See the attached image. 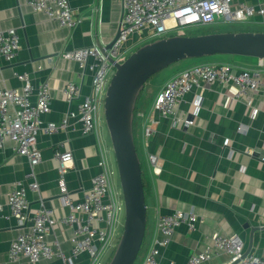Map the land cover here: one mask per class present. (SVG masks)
I'll return each instance as SVG.
<instances>
[{
	"label": "crops",
	"instance_id": "0c3cea01",
	"mask_svg": "<svg viewBox=\"0 0 264 264\" xmlns=\"http://www.w3.org/2000/svg\"><path fill=\"white\" fill-rule=\"evenodd\" d=\"M241 2L264 8V0H232L231 7ZM69 3L81 20L72 29L60 26L44 13L35 12L23 0H0V30L15 29L20 39V49L14 60L8 62L0 56V89H20L21 83L14 73L27 72L34 86L46 82L50 87V104L49 111L40 117L42 127L60 123L68 110H76L91 89L92 74L87 70L82 72L76 61L63 59L60 54L95 43L105 48L115 38L122 19V0H69ZM206 26H225L233 30L205 34L264 32V25L257 16L245 23ZM148 38L146 30L131 34L123 45L125 53L130 55L149 42ZM218 56L206 60L188 59L169 66L168 73L149 80L135 106L133 137L142 169L146 204L145 236L135 264H142L154 239L160 238L156 231L158 216L174 210L192 211L201 222L196 223L193 231L185 225L175 230L169 245L160 249V264H186L192 254L211 246L215 234H236L245 252L264 256V88L238 102L231 99L234 93L231 85L214 83L204 89H193L177 105L172 117L158 120L147 147L143 144L142 126L157 92L184 69L201 63L227 64L232 73L261 69L257 58ZM67 83L80 89L79 96L71 103L61 92ZM197 98L201 101L195 109L192 103ZM35 99L32 94L30 101L34 103ZM252 111H256L253 118ZM188 116H193L190 123H186ZM239 126H244L245 131L240 132ZM80 129L74 117L68 119L65 130L39 131L36 146L41 161L35 167L39 192L26 189L28 219L38 209L40 198L56 217L69 213L59 198L57 151H71L73 155L72 166L65 174L71 199L82 201L91 188V179L99 172V141L105 149L107 143L100 127L97 135H82ZM148 153L158 158L155 172L147 160ZM28 170L26 158L17 155L12 143L6 141L0 148V203L5 212L9 192L14 183L27 184ZM31 225L30 220L25 223L0 220V264H62L59 258L40 259L34 263L24 257L8 261L11 242L29 231ZM94 226L105 228L102 222ZM120 229L117 226L116 232ZM72 233L73 228L57 224L47 234L46 241L52 247L57 242L61 251L68 255ZM227 263V255L218 253L201 264ZM75 264H89L88 255L81 254Z\"/></svg>",
	"mask_w": 264,
	"mask_h": 264
},
{
	"label": "built area",
	"instance_id": "2783aa9c",
	"mask_svg": "<svg viewBox=\"0 0 264 264\" xmlns=\"http://www.w3.org/2000/svg\"><path fill=\"white\" fill-rule=\"evenodd\" d=\"M23 2L35 12L44 13L49 19L69 29L81 21L69 0H23ZM231 2L232 0H122L123 14L118 27V37L110 49L104 50V46L95 43L60 54L63 59L76 61L82 72L89 71L92 74V81L89 94L77 104L75 111L68 110L58 124L48 123L46 127H42L40 117L49 111L50 104V87L46 82L34 86L27 72L14 73L15 78L21 83L20 89H0V148L6 141H10L12 150L26 158L29 168L25 175L27 184L14 183L9 192L7 212L0 203V220H14L18 223L30 220L32 223L29 231L19 234L11 242L8 251L9 262L18 261L22 257L33 263L40 259L59 258L62 264H75V260L86 253L89 264H100L101 256L117 231L119 214L124 210V205L118 200L112 184L114 171L110 167L107 150L99 141L100 152L97 162L99 172L91 179V188L79 202L71 199L65 181L67 169L72 166V152H55V158L59 163L57 179L59 198L69 213L65 217H56L40 198L38 209L33 217L28 219L26 189L39 192L35 167L41 161V153L36 146L37 135L40 130L48 133L65 130L68 119L74 117L80 123L82 135L99 133V106L104 103L109 81L115 71L114 64H120L127 58L123 45L133 33L146 30L149 41H154L187 28L220 23H245L256 16L264 25V8L244 2L232 8ZM19 49L20 39L16 30H0V56L11 62ZM258 65L261 69L232 73L231 67L227 64L201 63L173 76L157 92L142 126L145 148L154 132L153 126L159 119L172 117L177 105L193 89H204L214 83L231 85L234 87L231 99L235 102L258 93L264 88V60L258 59ZM79 91V87L67 83L61 92L65 100L71 103L79 96ZM32 94L36 97L34 103L30 101ZM200 101L197 98L192 106L198 108ZM255 115L256 111H252L251 118ZM175 120L173 118V121ZM238 130L244 132L245 127L239 126ZM147 160L155 172L158 167L157 156L148 153ZM96 222L104 223L105 228L97 229L94 226ZM198 222H201V219L192 211L174 210L168 215L158 216L156 231L160 238L154 239L142 264H160V249L169 245L175 230L185 225L189 231H193ZM57 224L73 228L68 255L61 251L57 242L52 247L46 241L47 234ZM122 227L123 222L119 234ZM218 253L227 255V264H264V256L244 251L243 242L236 234L230 236L215 234L211 246L202 252L192 254L186 264H201Z\"/></svg>",
	"mask_w": 264,
	"mask_h": 264
},
{
	"label": "water",
	"instance_id": "95a60500",
	"mask_svg": "<svg viewBox=\"0 0 264 264\" xmlns=\"http://www.w3.org/2000/svg\"><path fill=\"white\" fill-rule=\"evenodd\" d=\"M117 37L118 32L104 50L110 49ZM216 55L264 60V32L172 35L149 41L122 63L114 64L115 71L106 90L103 113L124 202V221L107 264H135L145 236L144 185L133 137V116L139 95L149 80L167 67L187 59ZM192 120L193 116H188L186 123Z\"/></svg>",
	"mask_w": 264,
	"mask_h": 264
},
{
	"label": "rangeland",
	"instance_id": "374dc122",
	"mask_svg": "<svg viewBox=\"0 0 264 264\" xmlns=\"http://www.w3.org/2000/svg\"><path fill=\"white\" fill-rule=\"evenodd\" d=\"M233 30V28H225V26L223 27H220V26H202V27H192V28H187V29H184V30H180V32H173V33H170L168 36H172V35H176V34H179L181 33L182 35H201V34H205L207 32H210V31H224V30ZM180 35V34H179ZM129 55H127L128 57ZM214 57H219L218 55L216 56H211V57H203V58H198L197 60H206L208 58H214ZM188 60V59H187ZM168 68V67H167ZM162 70L160 71L159 73L156 74V76L154 75L155 78H159V77H162L163 75H165V73H168L169 70ZM153 77V78H154ZM99 123H100V128H101V131L102 133H104V138H105V142L107 143V146H106V154H107V158L109 160V164H110V167L111 169L114 171V174L112 176V184L114 186V189H115V192L117 194V197H118V200L120 201V203L122 205H124V202H123V198L121 196V189H120V184H119V178H118V172H117V167H116V163H115V158H114V154H113V150H112V146H111V142H110V138H109V134H108V130H107V127H106V124H105V119H104V113H103V104H101L99 106ZM120 217H119V225H118V229H120V223L122 225V222L124 221V210L121 211V213L119 214ZM121 234V233H120ZM119 232H116V239L114 237V239L112 240L111 244L109 245V247L104 251V255H102L101 257V263L102 264H107L109 259L111 258V255L117 245V242L119 240V237L118 235H120Z\"/></svg>",
	"mask_w": 264,
	"mask_h": 264
},
{
	"label": "trees",
	"instance_id": "16d2710c",
	"mask_svg": "<svg viewBox=\"0 0 264 264\" xmlns=\"http://www.w3.org/2000/svg\"><path fill=\"white\" fill-rule=\"evenodd\" d=\"M139 98H140V95H139V97H138V99H137V102H138V100H139ZM137 102H136V105H137ZM140 253V252H139ZM139 255V254H138ZM138 258V257H137ZM137 260V259H136Z\"/></svg>",
	"mask_w": 264,
	"mask_h": 264
}]
</instances>
